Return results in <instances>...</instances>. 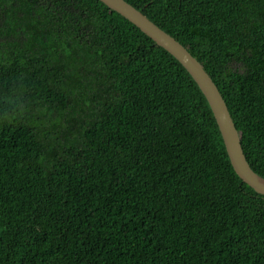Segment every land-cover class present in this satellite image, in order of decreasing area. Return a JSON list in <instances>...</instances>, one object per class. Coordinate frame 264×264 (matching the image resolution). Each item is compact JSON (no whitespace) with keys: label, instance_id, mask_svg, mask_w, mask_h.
<instances>
[{"label":"trees","instance_id":"obj_1","mask_svg":"<svg viewBox=\"0 0 264 264\" xmlns=\"http://www.w3.org/2000/svg\"><path fill=\"white\" fill-rule=\"evenodd\" d=\"M219 93L264 179V0H122ZM0 264H264V196L188 73L96 0H0Z\"/></svg>","mask_w":264,"mask_h":264},{"label":"water","instance_id":"obj_2","mask_svg":"<svg viewBox=\"0 0 264 264\" xmlns=\"http://www.w3.org/2000/svg\"><path fill=\"white\" fill-rule=\"evenodd\" d=\"M96 1L133 25L152 43L170 55L188 73L209 107L232 171L254 193L264 196V179L258 177L249 169L242 154L238 133L234 129L224 102L200 64L175 40L159 30L122 0Z\"/></svg>","mask_w":264,"mask_h":264}]
</instances>
